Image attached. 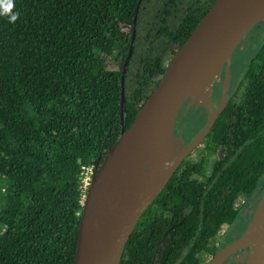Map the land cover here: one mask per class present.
I'll return each instance as SVG.
<instances>
[{
  "label": "trees",
  "instance_id": "trees-1",
  "mask_svg": "<svg viewBox=\"0 0 264 264\" xmlns=\"http://www.w3.org/2000/svg\"><path fill=\"white\" fill-rule=\"evenodd\" d=\"M215 1L0 0V264H74L86 170L95 176ZM259 34L235 65L240 102L144 213L120 264H204L242 221L240 197L264 191Z\"/></svg>",
  "mask_w": 264,
  "mask_h": 264
},
{
  "label": "water",
  "instance_id": "water-1",
  "mask_svg": "<svg viewBox=\"0 0 264 264\" xmlns=\"http://www.w3.org/2000/svg\"><path fill=\"white\" fill-rule=\"evenodd\" d=\"M229 8L230 0L214 2L189 39L168 62L159 84L147 98L133 124L127 130L123 126L120 138L98 167L83 203L74 264H120L126 244L144 213L164 190L184 159L214 126L227 98L218 110H210L204 128L189 144L185 145L180 135L175 134V124L165 132L162 130L166 111L180 103L179 113L188 98L176 101V94L187 90L191 79L211 63H217L222 57H226L225 62H229L247 34L264 21V0H246L231 16ZM122 95L121 119L124 125V89ZM119 143H123L126 148V165L133 173L131 193L111 220L108 237L97 248L81 254L80 234L82 225L89 217L90 198ZM242 237L246 242H238ZM247 247L246 264H264V191L246 230L234 242L216 251L210 264H219L220 261L223 264L232 254Z\"/></svg>",
  "mask_w": 264,
  "mask_h": 264
},
{
  "label": "bare ground",
  "instance_id": "bare-ground-1",
  "mask_svg": "<svg viewBox=\"0 0 264 264\" xmlns=\"http://www.w3.org/2000/svg\"><path fill=\"white\" fill-rule=\"evenodd\" d=\"M244 2L246 0H230L229 15H233ZM225 61L226 57H222L217 63H211L205 70L200 71L188 83L187 90L176 94L175 100L191 97V100L200 104L208 95L206 102L208 104L211 92V90L208 91V88L214 82V78L217 75L219 76ZM204 93V99H196L202 98ZM190 95H194L196 98ZM179 106L180 103L175 104L171 110L166 111L162 122L163 132L175 124ZM126 159V148L123 143H119L90 198L87 214L89 217L86 223L82 225L80 234L81 254H86L90 250L97 248L108 237L111 220L124 206L125 198L131 193L130 187L133 173L129 166L126 165ZM238 242H246V239L242 237ZM219 264H222L221 261Z\"/></svg>",
  "mask_w": 264,
  "mask_h": 264
},
{
  "label": "flooded vegetation",
  "instance_id": "flooded-vegetation-1",
  "mask_svg": "<svg viewBox=\"0 0 264 264\" xmlns=\"http://www.w3.org/2000/svg\"><path fill=\"white\" fill-rule=\"evenodd\" d=\"M252 37H253L252 35L248 34L243 39L242 43L238 46L239 49L238 50L236 49L237 51L235 50L233 53V58H232V61L230 62V66L228 67L227 65H225L224 67H222L220 75L219 76L217 75L218 77L216 76L214 78L215 81L213 82V89H212V92L210 93V101H208V104L206 103L208 100V95H207L205 100H202L205 97V93H204L202 98H200V99L196 98L197 100H202L200 102V104L197 105V107H196L197 102L192 103L195 105L194 107L199 110V112H198L195 120L192 119V122L187 123V127L189 126L188 129L185 128L186 127L185 126L186 125L185 120L187 118V114H189L188 112L192 111L193 106L188 108L189 107L188 103L185 102L186 103V109H189V110L186 114V109H185V112H184L185 119H181V121L177 120L176 125H175V130H174L176 135H180V137H181V139L185 145L189 144L190 141H192L195 138V136H197V134L204 128V126L208 120L210 110H212V109L218 110L219 107L222 106L224 100L227 98L228 101H227L223 111L220 113V115H221L224 112V110L228 107L229 104L235 105V104L240 102V99H241L243 91H244L243 85H244L245 74H244L243 70H241V69H240V71L237 70V67H235V65L236 64L239 65V63L242 62L241 60L239 61L240 57L243 55V54L241 55L240 53L242 51H247V48L250 45ZM247 38H249V39H247ZM245 39L247 41H245ZM244 43H246V45L243 47ZM248 62H250V59H248L247 63ZM240 67H242V66H240ZM217 78H218V80H216ZM235 79H236V82H235V84H233ZM209 85H208V87H209ZM207 88H206V90H207ZM190 104H191V102H190ZM220 115H219V117H220ZM218 118H217V120H218ZM217 120H216V122H217ZM197 121L200 123L202 122V125L198 127L196 124ZM181 127L183 128V130L180 129ZM213 127H212V129H213ZM211 130H210V132H211ZM210 132L208 133L206 138L184 160H186L188 158H191V160H196L197 154H199V152H202L201 149L204 148V146L206 144L205 141H207V137L209 136ZM217 157L218 158L222 157V153L220 151L218 152ZM256 196H258V195L253 194L250 198H246L245 196H241L240 199L243 198L246 200H252V198H254ZM253 206H255V204L249 205L248 206L249 209L248 210L245 209V211L242 212V214H241L242 215V221L240 223L239 222L235 223L234 225H232L230 227L228 225H225V227L223 228V230L220 233L218 240H217V247H219V248L217 250H215L214 254L219 249H222L226 245L234 242L236 239H238L243 234V232L246 230V228L249 225V222L252 218L251 211L254 210ZM245 223H247V224L245 225ZM238 228H239V230H238ZM240 231H242L241 234H239ZM248 252H249L248 247L244 248L240 251H237L234 254H232L223 264H246L247 258H248ZM214 254L208 255V257H206L204 259L203 263L204 264H210Z\"/></svg>",
  "mask_w": 264,
  "mask_h": 264
},
{
  "label": "rangeland",
  "instance_id": "rangeland-1",
  "mask_svg": "<svg viewBox=\"0 0 264 264\" xmlns=\"http://www.w3.org/2000/svg\"><path fill=\"white\" fill-rule=\"evenodd\" d=\"M264 30V21H261L259 24H257L250 32H255L256 34H259V32H261L259 35L260 36H264V33H262V31ZM250 32L248 33V34H250ZM264 32V31H263ZM247 34V35H248ZM247 39H249V38H247ZM258 40V39H257ZM245 41H247L246 39H245ZM246 45V43H244L243 44V47ZM249 56V53H245V55H244V58H247ZM232 58H233V54H232V57H231V59H230V61L229 62H225V64L223 65V67L225 66V65H227L228 67L230 66V62L232 61ZM239 61H240V59H239ZM220 75V74H219ZM216 80H218V78L216 79ZM215 81V80H214ZM212 89H213V83H212V85L208 88V91L209 90H211V92H212ZM210 92V93H211ZM191 97H188L187 99H186V101L185 102H187L188 103V108H190L191 106H193V108H195L194 106V104H190V102H191ZM194 102V101H193ZM199 105V104H198ZM196 107H197V105H196ZM188 110L189 109H186V114H187V112H188ZM189 114H187V118H186V127L185 128H189V126L187 127V123H189V122H192V119L193 120H195L196 119V116H197V114L198 113H196V111H190V112H188ZM177 120V119H176ZM175 125H176V123H175ZM181 130H183V128L181 127L180 128ZM197 130V129H196ZM192 131V130H191ZM88 177H90V173L88 172ZM92 177H90L89 179H88V182L89 183H87V187L85 188V190H88V187H89V185L91 184V182H92ZM261 195L262 194H260V195H258V196H256V197H254V198H252V200H246V199H243V198H241V199H239V206H241L242 207V212L243 211H245V209H249L248 208V206L249 205H254L255 204V206H253L254 207V210L256 209V207H257V205H258V202H259V200H260V198H261ZM252 203V204H251ZM254 210L253 211H251V216H253V214H254ZM238 230H239V228H238ZM242 233V231H240L239 232V234H241Z\"/></svg>",
  "mask_w": 264,
  "mask_h": 264
},
{
  "label": "built area",
  "instance_id": "built-area-1",
  "mask_svg": "<svg viewBox=\"0 0 264 264\" xmlns=\"http://www.w3.org/2000/svg\"><path fill=\"white\" fill-rule=\"evenodd\" d=\"M88 172L90 173V177H91V174H92L91 169H87V170H86L85 177H84V188H86V187H87V183H89V182H88V179H89L90 177H88Z\"/></svg>",
  "mask_w": 264,
  "mask_h": 264
},
{
  "label": "clouds",
  "instance_id": "clouds-1",
  "mask_svg": "<svg viewBox=\"0 0 264 264\" xmlns=\"http://www.w3.org/2000/svg\"><path fill=\"white\" fill-rule=\"evenodd\" d=\"M17 15H18V14H13V15H11V17H10L11 21L14 22V21L17 19Z\"/></svg>",
  "mask_w": 264,
  "mask_h": 264
},
{
  "label": "crops",
  "instance_id": "crops-1",
  "mask_svg": "<svg viewBox=\"0 0 264 264\" xmlns=\"http://www.w3.org/2000/svg\"><path fill=\"white\" fill-rule=\"evenodd\" d=\"M190 96H193L194 98H196V96H194V95H190ZM205 98V97H204ZM197 99H200V98H197Z\"/></svg>",
  "mask_w": 264,
  "mask_h": 264
}]
</instances>
